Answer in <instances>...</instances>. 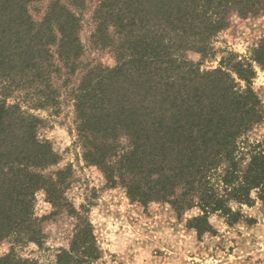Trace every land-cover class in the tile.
<instances>
[{
	"label": "trees",
	"instance_id": "obj_1",
	"mask_svg": "<svg viewBox=\"0 0 264 264\" xmlns=\"http://www.w3.org/2000/svg\"><path fill=\"white\" fill-rule=\"evenodd\" d=\"M75 1L0 0V242L43 245L38 192L54 213L68 205L71 168L48 171L60 156L39 138L42 119L23 105L58 110L63 88L83 160L133 201L171 203L179 215L200 208V232L210 230L212 213L239 221L230 203L253 205V191L264 206V147L250 149L243 167L238 155L263 119L254 67L233 59L201 70L186 54L205 53L234 14L256 15L264 0H99L92 42L110 48L111 67L85 57ZM254 59L264 68V44ZM71 212L80 221L54 264H89L97 257L92 226ZM0 264L37 263L11 250Z\"/></svg>",
	"mask_w": 264,
	"mask_h": 264
},
{
	"label": "rangeland",
	"instance_id": "obj_2",
	"mask_svg": "<svg viewBox=\"0 0 264 264\" xmlns=\"http://www.w3.org/2000/svg\"><path fill=\"white\" fill-rule=\"evenodd\" d=\"M98 1L77 0L69 2V6L81 17L80 36L85 57L111 67L116 61L110 48H99L92 42ZM263 42L264 9L249 17L234 14L229 26L207 44L205 53L198 49L186 53L194 63H200L201 70L217 68L222 61L226 65L233 59L254 67L252 85L261 101L263 119L252 126L247 140L240 141L238 155L242 167L249 160L250 149L264 147V68L254 59L255 49ZM61 91L58 110L30 108L31 99L23 105L42 119L39 138L50 141L60 156L58 164L48 171L71 168L67 171L69 184L64 191L68 205L54 213L46 193L38 192L34 209L35 216L42 219L43 245L17 242L11 237L0 242V256L14 250L19 257L37 264H54L61 249L70 248L80 221L71 212L74 208L93 229L97 257L89 264H264V206L256 192L252 193L255 203L251 206L230 203L243 214L239 221L231 224L224 215L212 213L207 218L210 230L201 232L194 226V220L203 216L200 208L188 209L179 215L171 203L144 205L133 201L125 187L108 186L104 173L83 160L81 148L75 142L72 101L64 88Z\"/></svg>",
	"mask_w": 264,
	"mask_h": 264
}]
</instances>
